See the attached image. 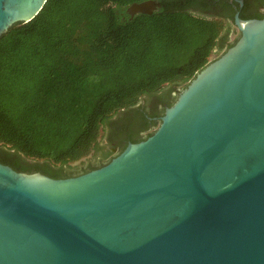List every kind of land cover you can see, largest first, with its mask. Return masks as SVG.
I'll return each instance as SVG.
<instances>
[{"label":"water","instance_id":"water-1","mask_svg":"<svg viewBox=\"0 0 264 264\" xmlns=\"http://www.w3.org/2000/svg\"><path fill=\"white\" fill-rule=\"evenodd\" d=\"M46 1L0 0V37ZM234 25L154 132L103 166L53 179L0 164V264H264V18Z\"/></svg>","mask_w":264,"mask_h":264},{"label":"trees","instance_id":"trees-1","mask_svg":"<svg viewBox=\"0 0 264 264\" xmlns=\"http://www.w3.org/2000/svg\"><path fill=\"white\" fill-rule=\"evenodd\" d=\"M143 1L47 0L0 37V164L64 179L118 111L165 85L181 91L229 41L209 0H157L153 14L130 18L127 7Z\"/></svg>","mask_w":264,"mask_h":264},{"label":"flooded vegetation","instance_id":"flooded-vegetation-1","mask_svg":"<svg viewBox=\"0 0 264 264\" xmlns=\"http://www.w3.org/2000/svg\"><path fill=\"white\" fill-rule=\"evenodd\" d=\"M206 11L220 15L222 19H225L227 27L221 38L225 36L229 38L231 27L235 26L234 15L236 13L239 15V12L243 11L248 16L257 14L264 18V0H209ZM231 16L233 17L232 20L229 19ZM232 41L227 40L223 46L221 44V47L220 42H222V39H220L214 53L219 57L228 49L226 44ZM180 89V86L170 84L159 92L142 96L134 106L118 111L111 118V123L105 127L102 139L98 142V148L92 153L90 159L80 164L78 168L66 169L63 167L61 178L75 177L99 168L119 154L128 144L145 140L153 129L158 126L165 109L178 96ZM19 162H23L24 165H26L25 163L33 164L23 158H20ZM39 166L41 167L43 164L39 163ZM52 170H56V168H52ZM32 173H41L48 176L37 170L32 171Z\"/></svg>","mask_w":264,"mask_h":264},{"label":"rangeland","instance_id":"rangeland-1","mask_svg":"<svg viewBox=\"0 0 264 264\" xmlns=\"http://www.w3.org/2000/svg\"><path fill=\"white\" fill-rule=\"evenodd\" d=\"M237 36H238V31H237L235 26H232L231 27L230 36H229V40H234L235 38H237ZM217 57H218L217 54L212 53V55L209 58V61H212V60L216 59ZM167 86L168 85H165L163 88H167ZM101 139H102V136H101L100 140ZM91 155L92 154H90L88 157H85V158H83V159H81V160H79V161H77L75 163L70 164V168H78L80 164H83V163H85V161H88L90 159Z\"/></svg>","mask_w":264,"mask_h":264}]
</instances>
